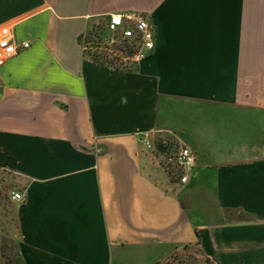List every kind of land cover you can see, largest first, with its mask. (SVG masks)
Returning <instances> with one entry per match:
<instances>
[{"label": "crops", "instance_id": "0c3cea01", "mask_svg": "<svg viewBox=\"0 0 264 264\" xmlns=\"http://www.w3.org/2000/svg\"><path fill=\"white\" fill-rule=\"evenodd\" d=\"M139 13L155 48L136 70L80 38ZM30 46L0 64V174L19 264H161L186 245L264 264V0H0ZM189 145L182 184L142 139Z\"/></svg>", "mask_w": 264, "mask_h": 264}, {"label": "built area", "instance_id": "2783aa9c", "mask_svg": "<svg viewBox=\"0 0 264 264\" xmlns=\"http://www.w3.org/2000/svg\"><path fill=\"white\" fill-rule=\"evenodd\" d=\"M94 34L86 32L81 36L85 54L97 51L103 53L102 61L118 68H136L148 52L155 48L156 28L148 17L139 13L112 14L95 27ZM28 41L19 42L10 27H0V64L13 58L20 50L28 48ZM149 150L157 151L163 158V167L172 179L185 184L196 164V154L187 144L172 145L164 141L158 147L150 139H142ZM0 169H2L0 165ZM12 199L25 201V194L13 190Z\"/></svg>", "mask_w": 264, "mask_h": 264}, {"label": "rangeland", "instance_id": "374dc122", "mask_svg": "<svg viewBox=\"0 0 264 264\" xmlns=\"http://www.w3.org/2000/svg\"><path fill=\"white\" fill-rule=\"evenodd\" d=\"M16 189L11 175L0 174V264H19L17 243L19 240L15 218V201L11 192ZM10 262V263H9ZM161 264H210L196 246L180 248Z\"/></svg>", "mask_w": 264, "mask_h": 264}, {"label": "trees", "instance_id": "16d2710c", "mask_svg": "<svg viewBox=\"0 0 264 264\" xmlns=\"http://www.w3.org/2000/svg\"><path fill=\"white\" fill-rule=\"evenodd\" d=\"M105 22V20L101 23V25H103V23ZM97 26V25H96ZM95 26V27H96ZM95 27L93 29H91L89 31V33H92L94 34V30H95ZM81 39V38H80ZM95 64L99 65V66H103V67H107V68H110V69H115L116 66H113L111 64H106L105 62L102 61V57L105 56L103 53H99L97 51H93V52H90V53H87L86 54ZM137 68V67H136ZM136 68H129L131 69L132 71L136 70ZM164 141H169L168 139H158L157 140V145L158 147H164L162 144ZM189 246L191 245H186L184 246L185 249H187ZM201 251V250H200ZM202 252V251H201ZM203 254V253H202ZM207 261L210 263V264H213L212 261L207 258ZM10 263V262H9Z\"/></svg>", "mask_w": 264, "mask_h": 264}]
</instances>
